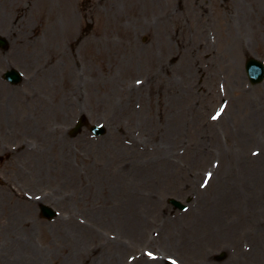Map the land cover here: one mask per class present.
Segmentation results:
<instances>
[{"label": "rangeland", "instance_id": "1", "mask_svg": "<svg viewBox=\"0 0 264 264\" xmlns=\"http://www.w3.org/2000/svg\"><path fill=\"white\" fill-rule=\"evenodd\" d=\"M0 35V264L264 256V214L250 226L252 209L222 203L205 218L216 182L264 174V128L247 130L264 80L244 72L264 60V0H0ZM12 66L18 85L1 78ZM80 114L105 133L70 136ZM217 229L234 242H205Z\"/></svg>", "mask_w": 264, "mask_h": 264}, {"label": "bare ground", "instance_id": "2", "mask_svg": "<svg viewBox=\"0 0 264 264\" xmlns=\"http://www.w3.org/2000/svg\"><path fill=\"white\" fill-rule=\"evenodd\" d=\"M2 61V60H1ZM0 61V62H1ZM255 126H258V128L263 127L264 128V119H262L261 117H257V120L250 119L249 125L247 127V130L251 131ZM28 130L30 129V126H25ZM245 134H243V132L241 134L238 135V138L241 140V144L242 143H247V140L244 138ZM251 138H253L251 136ZM264 138V136H263ZM260 142H264V139L259 140ZM240 145V144H239ZM223 164V163H222ZM221 167V166H220ZM219 169V168H218ZM264 172V168L261 169L260 173ZM263 175H258L255 173V171L252 170H248L247 174L245 175V187L243 186L242 190H237V191H232L230 187H228V185H224V182L222 180H219L218 182H216L215 184V191L216 193H218V196L216 198H214L215 193L213 192V196L212 198L213 200V204L208 208V212L207 215H205V218L207 219V224L208 222H210L211 224H215L216 223V219L214 217H212V214H217V216L219 217L220 214H222L220 212V207L219 204H227L229 207L231 206H242L243 208L240 211H248V209H252L253 212L250 213L249 211V217H251V222L248 223V225L250 226H263L262 224L259 225L260 222V218L258 217L259 215L264 214V179H263ZM244 197L243 203L240 202L239 200V196ZM195 201V200H194ZM257 213V214H255ZM138 226H140L142 223L141 222H136ZM232 230V234L229 235H223L224 231H219V229H217L216 234L215 235H211V234H206L204 233V236H206L205 238V242L210 241L211 243L216 242V241H223V240H231V242H234V230ZM126 232L131 236L132 230L130 228L126 229ZM203 232V231H202ZM135 234V233H132ZM203 234V233H202ZM140 235V236H139ZM142 237L144 236L142 231L137 232V235L135 234V238L137 237ZM228 237V238H226ZM257 241L260 240L259 238L254 237ZM229 239V240H228ZM212 240V241H211ZM239 243V242H238ZM206 244V243H205ZM234 247V246H233ZM187 250H189V252H194L195 249H192L191 247L187 246L186 247ZM122 251H119L118 254H120ZM117 254V255H118ZM254 258L250 259V264H264L261 263L262 259H263V255L261 256L259 253L253 252L252 253ZM116 255V256H117ZM118 257V256H117ZM116 257V259H118ZM184 258V257H183ZM138 264H162L159 260L156 261H147L146 259H139L137 260ZM230 263V261L228 262V264ZM238 264H248L246 259L244 258L243 262H240Z\"/></svg>", "mask_w": 264, "mask_h": 264}]
</instances>
